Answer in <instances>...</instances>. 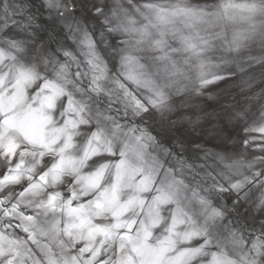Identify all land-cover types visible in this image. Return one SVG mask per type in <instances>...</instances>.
I'll return each mask as SVG.
<instances>
[{"label": "snow or ice", "instance_id": "1", "mask_svg": "<svg viewBox=\"0 0 264 264\" xmlns=\"http://www.w3.org/2000/svg\"><path fill=\"white\" fill-rule=\"evenodd\" d=\"M257 82L264 0H0V264H264Z\"/></svg>", "mask_w": 264, "mask_h": 264}, {"label": "rangeland", "instance_id": "2", "mask_svg": "<svg viewBox=\"0 0 264 264\" xmlns=\"http://www.w3.org/2000/svg\"><path fill=\"white\" fill-rule=\"evenodd\" d=\"M261 88H264V82H257L256 86L252 89L253 92L260 91ZM251 92L246 93V95H250Z\"/></svg>", "mask_w": 264, "mask_h": 264}]
</instances>
